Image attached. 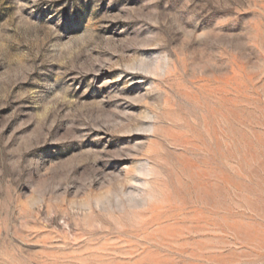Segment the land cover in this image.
<instances>
[{"label":"rangeland","instance_id":"1","mask_svg":"<svg viewBox=\"0 0 264 264\" xmlns=\"http://www.w3.org/2000/svg\"><path fill=\"white\" fill-rule=\"evenodd\" d=\"M0 264H264V0H0Z\"/></svg>","mask_w":264,"mask_h":264}]
</instances>
